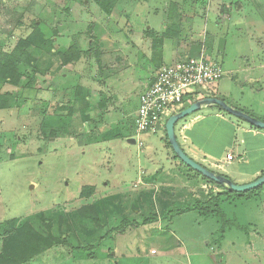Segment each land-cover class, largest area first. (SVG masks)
Masks as SVG:
<instances>
[{
  "label": "rangeland",
  "instance_id": "1",
  "mask_svg": "<svg viewBox=\"0 0 264 264\" xmlns=\"http://www.w3.org/2000/svg\"><path fill=\"white\" fill-rule=\"evenodd\" d=\"M168 1L115 0L110 5L111 0H0L1 49L11 53L20 39L36 34L35 42L27 49L29 55L18 61L21 75L17 83L0 78V250L8 223L15 227L29 223L42 234H51L64 243L53 246L51 251L36 257L41 261L30 264H191L190 261H195L186 242L205 236L212 226L209 221L198 223L197 213L189 212L175 219L171 231H166L164 221H170L175 214L164 213V191L152 183L143 186L128 179L120 187L107 179L109 165L99 164L105 152L94 150L90 156H79L84 146L81 141L84 123L94 145L97 139H112L120 131L113 129L118 125H110L113 128L102 132L97 124L98 112H79L83 106L80 96L83 99L85 96L82 86L88 82H82L81 74L92 85L87 92L89 103L94 106L99 95L93 83L121 63L120 54L123 61H128L131 53L127 49L116 53L114 48L124 50L127 45L139 44L141 37L135 35L136 31L148 29L146 38L152 56L161 57L165 48L169 51L172 47L183 48L174 56L193 53L198 48L189 31L195 29L196 22L203 29L204 9L209 10V1L202 2L199 8H194L192 1L182 7H172ZM243 1L234 0L227 10L224 5L217 9L219 12L222 9V17L228 16L230 40L235 34L240 36L236 30L249 14V7L255 16L260 12L252 0L245 1L248 4L239 10L238 3ZM236 44L237 41L231 43V51H235ZM73 47L79 49L80 57L69 62L71 65L66 69L68 63H63L61 53ZM225 79L228 77L221 81ZM62 83L70 84L67 87L72 88L73 96L67 98L78 112H61ZM51 86L60 92L55 94ZM55 98L58 110L54 108ZM130 113L125 112L127 118L121 127H132ZM143 142V146L137 143L126 151L121 150L120 154L126 158L121 173L138 169L140 160L145 165L142 148L146 143L154 145V156L164 161V133H151ZM178 161L185 165L179 175L201 183L197 184V192H191L182 201L186 206L200 200L195 194L206 198L225 193V188L210 183ZM231 180L236 184L253 181ZM233 199L244 204L227 212L239 216L242 206L256 198ZM257 205L264 211V198ZM249 213L253 215L254 209ZM252 230L258 232L255 227ZM169 250L174 253L166 255Z\"/></svg>",
  "mask_w": 264,
  "mask_h": 264
},
{
  "label": "crops",
  "instance_id": "2",
  "mask_svg": "<svg viewBox=\"0 0 264 264\" xmlns=\"http://www.w3.org/2000/svg\"><path fill=\"white\" fill-rule=\"evenodd\" d=\"M190 1H192L194 8H199L202 2L206 4L207 1L210 5L209 10L204 9L206 23L203 25V29H200V23L196 22L195 29L192 27L189 31L195 37L193 39L194 46L198 45L195 52L186 54L183 52L174 56L180 53L183 48L174 50L172 47L170 51L169 48H165L161 57L158 54L152 56L153 50L146 38L147 33H149L147 32L148 29L141 30V33L136 31L135 35L141 37L139 44L127 45L124 50H121L120 47L114 48L116 53H121L127 49L131 53L128 61H123L124 56L120 54L121 63L114 66L113 71H109L107 75L100 79L98 77L95 84L93 83L99 95L94 106L90 105L89 93L87 92L88 87L92 85H88L89 79L81 74L82 82H88L87 85L83 83L85 86H82L85 96L84 99L80 96L83 106L79 112H98L97 124L102 132L111 127L110 125H118L111 128L120 131L117 137L112 139L99 138L94 145V142L89 139L88 125L84 123V133L81 138L84 146H82L79 156H86L87 154L90 156L94 150H100L101 153L105 152L102 160L104 164L101 161L99 164L104 165L103 167L109 165L108 172L110 175L107 179L117 182L120 187L125 186V181L128 179H132L135 183L140 182L143 186L152 183L164 191V199H166L164 201V213L170 211L175 214L170 221H164V230L166 231H171L175 219H179L189 212L197 213L200 219L198 223L209 221L212 226L208 228V233L205 236L193 241L182 240L189 244L190 251L193 252L192 256L196 257L195 261L189 260V263L264 264V211L262 206L257 205L259 199L264 198V191L256 196V199L246 202L244 207L242 206L239 216L237 214L231 215L227 211H230L231 207L237 209L244 202L222 197L220 203L222 210L228 219L235 220L237 224L227 227L223 237H221V222L216 216H204L198 210L189 207L193 204L186 206V203H182L191 192L198 191L199 185L197 184L201 185V183L198 180L192 182L185 180L183 176L179 175L181 171L185 170V165L181 164L172 154V148L165 138V130L161 132L164 133V161H160L154 156V145H147L146 143V146L142 148L146 157L145 165L140 160L138 169L134 168L131 173H121V168L126 164V158L120 154L123 152L121 150L126 151L125 149H128L129 146L137 143L139 145L141 143L143 146V139H148L151 134L138 135L135 130V116L139 107L140 95L153 83L155 74L160 67L186 56H195L203 46H205L207 56L211 60L222 64L224 68L222 79L228 77L224 82L220 80L216 84L214 92L210 96L223 99L230 106L264 121V0H252V4H257L260 12L255 16L249 7L247 10L249 14L241 20V28L236 30L237 33L240 32V36L235 34L232 40H230L231 28L226 22L229 20L226 18L228 16L224 14L222 17V9L220 12L217 9L220 5H224L223 8L226 7L224 10H227L234 0H170L168 5L182 7ZM245 1L250 0L239 2V10L242 11ZM171 12L173 13L174 10ZM171 15L168 17L170 18ZM233 41H237L235 51L230 50ZM154 55L155 63L153 61ZM173 56L174 59L168 61ZM161 62L162 64H160ZM69 65L71 63H68L66 69ZM66 73L67 71L63 75L66 76ZM110 79L112 80L111 83L109 82ZM67 85L70 84H61L64 99L60 110H62L61 112H78V110H73V102L67 98V95L73 96L72 88L67 87ZM50 89L55 94L60 92L55 86H51ZM55 100L56 107L54 108L58 110L59 103L56 98ZM132 101L134 103L131 104ZM125 112H131L132 127H121L127 118ZM175 131L183 150L192 159L211 170L241 181L255 180L264 173V129L257 128L244 119L229 114L217 105H202L198 111L181 119L176 124ZM227 154H232L233 159L228 160ZM107 156L108 160L106 159ZM114 171L116 172L115 175L111 174ZM114 176L115 178H113ZM195 196L202 201L210 198L209 195L206 198H202L199 194H195ZM169 198L172 199L171 202ZM173 200L180 201L177 203L172 202ZM251 209H254L253 215L249 213ZM254 227L258 232H253L252 228ZM259 230L262 232L259 233ZM177 241L178 244H181V240ZM52 248L41 255L51 251ZM183 251L185 252V249ZM172 252L174 253V251L169 250L166 255L173 254ZM36 260L39 258L25 264H30Z\"/></svg>",
  "mask_w": 264,
  "mask_h": 264
},
{
  "label": "built area",
  "instance_id": "3",
  "mask_svg": "<svg viewBox=\"0 0 264 264\" xmlns=\"http://www.w3.org/2000/svg\"><path fill=\"white\" fill-rule=\"evenodd\" d=\"M224 76L220 62L207 56L205 46L195 56L163 65L153 83L140 95L135 116L138 135L164 131L168 118L188 104L210 96ZM232 160L233 155L227 154Z\"/></svg>",
  "mask_w": 264,
  "mask_h": 264
},
{
  "label": "trees",
  "instance_id": "4",
  "mask_svg": "<svg viewBox=\"0 0 264 264\" xmlns=\"http://www.w3.org/2000/svg\"><path fill=\"white\" fill-rule=\"evenodd\" d=\"M101 2V0H97ZM115 0H111L110 5H113ZM101 7H104L103 3H100ZM110 11V9L108 10ZM36 34L29 36L28 38H22L15 46L13 52H7L0 48V78L17 83L20 73L18 72L19 59L28 56V47L33 44ZM63 63L67 64L80 57V51L78 48L73 47L66 52L61 53ZM188 104L186 107H188ZM185 107V108H186ZM184 109V108H183ZM182 109V110H183ZM222 109V108H221ZM223 110V109H222ZM230 114V113H229ZM165 138L168 145L172 148L171 143L168 140L167 132L165 129ZM173 150V148H172ZM174 151V150H173ZM174 156L181 160L174 152ZM182 161V160H181ZM183 162V161H182ZM184 163V162H183ZM189 167V166H188ZM197 172V171H196ZM198 175L203 177L210 183L225 188V193H216L211 195L206 201L195 200L193 203L194 209L198 210L204 216L214 215L221 222L220 236L223 237L227 227L236 225V221L228 219L226 214L221 208L222 197L233 199V197H241L245 199H251L260 195L264 191V185L258 188L246 191L236 192L228 188L225 184H221L210 180L203 176L199 172ZM264 174V173H263ZM225 175V174H223ZM230 178L229 176L225 175ZM231 179V178H230ZM64 244L61 239L54 238L51 234L44 235L37 231L31 224L24 223L20 227H15L12 224H7L6 235L3 240L2 249L0 250V264H25L40 256L46 250L52 248L55 245Z\"/></svg>",
  "mask_w": 264,
  "mask_h": 264
},
{
  "label": "water",
  "instance_id": "5",
  "mask_svg": "<svg viewBox=\"0 0 264 264\" xmlns=\"http://www.w3.org/2000/svg\"><path fill=\"white\" fill-rule=\"evenodd\" d=\"M204 104L217 105L223 110H225L226 112L236 117L244 119L245 121L249 122L253 126L260 128V129H264L263 120H260L242 110H239V109H236L230 106L223 99H220L218 97H206V98L193 102L188 107L184 108L178 113L172 114L168 118L165 128H166L168 140L171 143V146L174 152L187 166H189L193 170L199 172L200 174L209 178L210 180H213L221 184H225L228 188L236 192H246V191L258 188L260 186H263L264 185V174H262L260 177L256 178L250 183L236 184L230 178L226 177L225 175L218 174L217 172L207 168L206 166L192 159L180 146L177 136H176V131H175L176 124L181 119L185 118L186 116L198 111L201 108V106Z\"/></svg>",
  "mask_w": 264,
  "mask_h": 264
}]
</instances>
